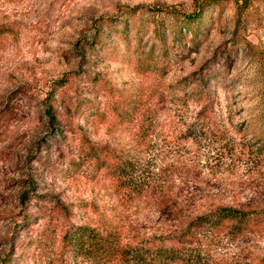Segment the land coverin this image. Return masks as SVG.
<instances>
[{"label":"rangeland","instance_id":"rangeland-1","mask_svg":"<svg viewBox=\"0 0 264 264\" xmlns=\"http://www.w3.org/2000/svg\"><path fill=\"white\" fill-rule=\"evenodd\" d=\"M197 1L0 0V28L12 29L0 37V264H91L70 228L140 245L218 207L262 221L240 235L194 231L188 248L210 264H264V0L236 45L232 2L205 14L193 48L154 38L149 9L171 23L166 11ZM132 8L128 28L104 35L107 54L89 51L99 21ZM81 103L98 113H75ZM95 150L132 163L133 180L106 176Z\"/></svg>","mask_w":264,"mask_h":264},{"label":"trees","instance_id":"trees-1","mask_svg":"<svg viewBox=\"0 0 264 264\" xmlns=\"http://www.w3.org/2000/svg\"><path fill=\"white\" fill-rule=\"evenodd\" d=\"M252 1L200 0L194 3L190 12L166 11L171 17V23L162 18L161 12L163 11L161 8L149 9L148 11L154 13L156 16L153 20L154 38L159 43L166 45L168 34H170L175 45L186 49V44H188L189 48H193L199 43L197 36L200 33V26L205 14L209 10L216 8L223 10L226 3L232 2L236 6V14L231 42L236 45L244 39L242 36L245 30V22L247 21V16L244 14L252 4ZM136 9L132 8L121 12L119 16L122 15L125 18L112 19L108 25H104L99 21L101 26L97 27L95 34L89 43L86 44L89 47V51L94 55H106L111 43L107 39H104V35L108 32L116 31L112 29H116L115 27H117L120 21L125 22L126 28H128L127 26L130 23L128 19L132 18L131 16H134L139 8ZM10 32H12V29L4 26L0 28V37ZM163 48L165 49V46ZM221 49L220 54L225 55L227 53L226 47H222ZM145 60H149L148 56ZM212 77L211 75L208 76L207 82H205L207 85L208 81H211L216 76ZM99 81V79L95 80L96 85L99 84ZM202 86L203 84L199 83L197 86L198 90L195 92L196 95L201 97L205 94L201 89ZM122 104L123 102L115 104V107L122 110ZM66 107H69V104ZM76 112L82 115L85 113H88V115L98 113L93 106H86L83 103L75 107ZM46 113V116L52 120V114H56L57 111L53 106H50L46 110ZM101 150H95L92 153L99 163V168L104 170L106 176H109L115 183H119V185L123 184V186L129 183L128 181L133 180L132 173L135 167L132 163L116 158L114 155ZM257 150L264 155V139L258 142ZM166 200L172 201L170 197L166 198ZM171 203L177 204L175 201ZM261 212L243 211L231 207H218L209 212L198 214L190 221L189 229H179L170 235L150 239L140 245L124 244L118 231L101 232L88 226H74L70 228L67 237L68 243L72 248L91 264H210V259L205 257L200 251L188 248L194 241V231L224 230L233 235H240L251 226L262 221Z\"/></svg>","mask_w":264,"mask_h":264}]
</instances>
